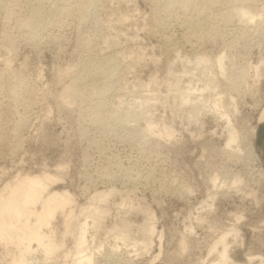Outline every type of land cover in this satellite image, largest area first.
<instances>
[{
    "label": "rangeland",
    "instance_id": "1",
    "mask_svg": "<svg viewBox=\"0 0 264 264\" xmlns=\"http://www.w3.org/2000/svg\"><path fill=\"white\" fill-rule=\"evenodd\" d=\"M263 108L264 0H0V192L46 171L75 198L28 264H73L84 221L95 264H211L232 229L227 264H264Z\"/></svg>",
    "mask_w": 264,
    "mask_h": 264
},
{
    "label": "bare ground",
    "instance_id": "2",
    "mask_svg": "<svg viewBox=\"0 0 264 264\" xmlns=\"http://www.w3.org/2000/svg\"><path fill=\"white\" fill-rule=\"evenodd\" d=\"M237 8L238 9H236V12L240 17V19H245V21L247 22L249 21L253 22L258 16V13L255 12L253 7H250V4L248 5L242 3ZM224 58L225 55H220L217 59V63L219 64L220 69L222 71L225 70V65L222 63ZM171 66L173 65H168L167 67L168 70L171 68ZM259 68L260 67L257 66L256 69L258 70ZM243 72L245 71H242L240 75H244ZM223 75L225 76V73ZM71 87L74 88L73 86ZM71 87L68 88L70 89ZM65 93H67V91ZM70 93L72 94L73 91ZM103 93H105V91ZM70 98L68 99L70 100ZM73 98L71 99L73 100ZM224 116L229 122L228 124L229 135L226 142L227 146L231 147L233 146V143H238L239 145V141H238L239 138H241L240 141L245 144H247V141H249V145L251 148L249 147V151L247 152L248 156L255 157L253 138L256 135V128L252 127L250 129V132L248 133L249 135L242 137L241 132L233 125H230L231 118L229 114L225 113ZM263 122H264V108L261 111L258 120V123H263ZM18 174L19 173H17V175ZM262 175L264 176V170L262 171ZM15 176L16 175H14V177ZM14 179H15L14 181L8 182L5 185L2 192H0V243L3 242L4 244L10 242L11 244H14L13 246H15L16 248L13 259L11 263L9 262L10 264H28L30 255L34 253V251L36 250L33 248L34 243L38 245V248L43 246L48 254H51L52 252H54L55 250H57L62 246V244H59L58 242H55L52 238L47 237L43 233L42 229L45 225L50 224L52 218H54V216L58 212L64 214L66 219L70 218L72 214V207H73L72 205L73 203H75V198L72 195V193H70L68 190L51 191L50 190L51 185H53V183H55L59 179L58 177L46 171L41 173H26L24 175L19 174ZM215 181H217V177L214 179V183ZM106 196L107 195H105L104 193L95 195L93 199L88 203L87 208L88 209L92 207L97 208L98 206H96V203L104 201ZM37 203L41 204V210H39V208L38 210L32 209L33 208L32 206L36 205ZM32 215H35L34 217L35 220H32ZM153 218L151 216L148 219V222L145 227L146 228L145 230L148 231V234L150 236L154 234L156 229V226L153 222L154 220ZM86 225H87V221L86 222L84 221L80 224L79 237L77 240L78 250L75 253V260L73 264H95V256L91 251H89L90 247L87 245ZM128 230L127 228L123 229L122 236L128 237L129 236L127 235ZM231 231H234L235 233L238 232L236 229H232ZM231 231L229 230V232ZM111 233L112 232L110 231L109 234ZM228 233H224V234L222 233V236L219 238L220 240L218 241V243H222L223 248L218 252V256H219L218 261H214L211 264H227L230 261L228 255V249H227L228 242L226 240V235ZM216 246L214 249L213 248L212 249L218 251Z\"/></svg>",
    "mask_w": 264,
    "mask_h": 264
},
{
    "label": "crops",
    "instance_id": "3",
    "mask_svg": "<svg viewBox=\"0 0 264 264\" xmlns=\"http://www.w3.org/2000/svg\"><path fill=\"white\" fill-rule=\"evenodd\" d=\"M256 143L264 164V122L257 127Z\"/></svg>",
    "mask_w": 264,
    "mask_h": 264
}]
</instances>
